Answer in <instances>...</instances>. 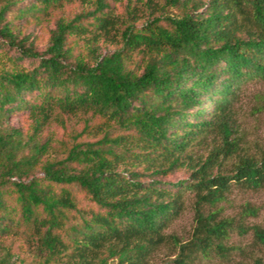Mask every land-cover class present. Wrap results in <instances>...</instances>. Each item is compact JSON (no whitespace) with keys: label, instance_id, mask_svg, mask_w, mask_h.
Wrapping results in <instances>:
<instances>
[{"label":"trees","instance_id":"1","mask_svg":"<svg viewBox=\"0 0 264 264\" xmlns=\"http://www.w3.org/2000/svg\"><path fill=\"white\" fill-rule=\"evenodd\" d=\"M110 1L0 0V264H150L163 248L165 264L248 257L230 241L252 232L264 245V228L246 225L255 210L218 205L232 188L264 191V146L249 153L237 110L245 86L264 84V0H136L149 11L139 28L130 0L124 17ZM73 2L82 11L36 51L23 27ZM102 40L121 47L101 54ZM64 115L99 119L83 132L102 137L54 147L42 133ZM188 195L181 242L167 230Z\"/></svg>","mask_w":264,"mask_h":264},{"label":"rangeland","instance_id":"2","mask_svg":"<svg viewBox=\"0 0 264 264\" xmlns=\"http://www.w3.org/2000/svg\"><path fill=\"white\" fill-rule=\"evenodd\" d=\"M128 0H111L110 5L114 10V13L119 17H124ZM131 7L136 6L137 21L135 26L141 27L149 18V11L140 2L136 0H130ZM83 7L79 2H73L66 4L62 9L52 11L49 16L41 20L40 23L31 22L23 27V35H27L29 40L33 42V45L38 52H43L49 42L51 32L55 28V23L58 19H70L75 14L80 13ZM116 40H102L99 44L101 54H111L116 49L121 47V43H115ZM119 41V40H118ZM83 41H78L75 44L74 53L84 52ZM139 56L134 55L132 58L133 65ZM264 96V84L263 83H250L244 87L242 96L237 105L238 110V122L241 133L245 142V146L248 148L249 153L253 154L264 146V113L258 110L261 105V97ZM63 125L52 121L48 124L42 133V139L50 138L51 144L58 148L62 143L69 144L71 142V136L80 134L78 141L81 142H95L102 137V134L91 130V132H83L85 125L92 127L100 123L99 119H92L90 115L80 116H63ZM28 121L19 116L12 118L10 124L14 127L27 126ZM60 150L58 151V153ZM62 157V154H58ZM188 176L185 170H177L173 174L163 178V181L176 182L184 180ZM77 200L81 206H85L87 201L84 199L82 193H76ZM192 197L187 196L185 210L177 221L167 230V233L174 234L181 242H185L189 239L193 228V214L191 210ZM248 205L255 210L254 216L246 217V225L248 226H260L264 228V191H252L241 190L238 188H232L231 192L227 195L226 201L221 202L218 207L223 210V215L227 217H236ZM231 244L244 248L248 254V257H240L237 254L234 255V264H252L250 257H256L264 264V245H260L254 241L252 232H249L246 236L239 237L236 234L232 235ZM18 242L13 244V250L18 252ZM173 250L163 248L157 255L150 261V264H165L174 258ZM30 259L26 257V263H29Z\"/></svg>","mask_w":264,"mask_h":264}]
</instances>
